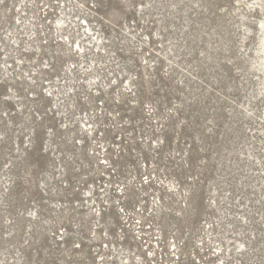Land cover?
<instances>
[{
	"label": "rangeland",
	"instance_id": "374dc122",
	"mask_svg": "<svg viewBox=\"0 0 264 264\" xmlns=\"http://www.w3.org/2000/svg\"><path fill=\"white\" fill-rule=\"evenodd\" d=\"M263 25L0 0V264H264Z\"/></svg>",
	"mask_w": 264,
	"mask_h": 264
},
{
	"label": "bare ground",
	"instance_id": "6f19581e",
	"mask_svg": "<svg viewBox=\"0 0 264 264\" xmlns=\"http://www.w3.org/2000/svg\"><path fill=\"white\" fill-rule=\"evenodd\" d=\"M262 29H263V31H264V25L262 26ZM263 36H264V35H263ZM263 51H264V50H263ZM263 51H262V52H263ZM263 53H264V52H263Z\"/></svg>",
	"mask_w": 264,
	"mask_h": 264
}]
</instances>
